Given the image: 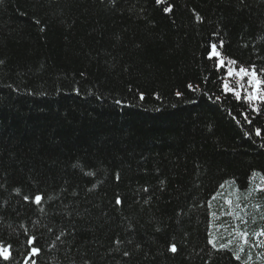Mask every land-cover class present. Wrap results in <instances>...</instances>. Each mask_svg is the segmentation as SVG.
Listing matches in <instances>:
<instances>
[{"label":"trees","instance_id":"16d2710c","mask_svg":"<svg viewBox=\"0 0 264 264\" xmlns=\"http://www.w3.org/2000/svg\"><path fill=\"white\" fill-rule=\"evenodd\" d=\"M211 44L264 80V0H0V264H264V102Z\"/></svg>","mask_w":264,"mask_h":264},{"label":"snow or ice","instance_id":"6c2138e0","mask_svg":"<svg viewBox=\"0 0 264 264\" xmlns=\"http://www.w3.org/2000/svg\"><path fill=\"white\" fill-rule=\"evenodd\" d=\"M157 2H162V0H157ZM165 11L170 12L171 7L165 8ZM200 17L197 16V20H199ZM222 46V42H221ZM211 51L209 53V58L215 57L217 60V66L219 68H224L226 69V77H239L241 81L244 80L245 77H247V84L241 83L238 85V88H232L230 87L229 80L227 78L224 79L223 81V91L225 93H232L236 99H241L243 98L245 102L249 103L250 107H252L253 111L259 112L260 109L253 104V101H258V102H264V91L261 90V85H264V80L259 79V75L255 70V66H252L250 69H246L243 66L239 67L238 69H234L232 65L236 64V61L234 60H225L224 58L221 57V53L217 50V45L216 44H211ZM190 89L193 88L192 85H188ZM248 88H251L252 91H248ZM242 91H243V97H242ZM177 95H180V93H177ZM141 99H143V94L140 96ZM219 99V98H217ZM244 118L248 123H251V120H249L247 113H244ZM257 135H261V130L260 129H255ZM223 187V185L221 186ZM19 191V189H17ZM25 200H28L29 197L25 196ZM44 199L43 194H36L32 200L35 204L39 205L41 204L42 200ZM117 204L121 203V200L117 198L116 200ZM228 203L231 205L232 201L229 200ZM237 235L243 236L245 238V242H247V233H237ZM257 235H264V229L260 231ZM35 237H32L29 239L28 243L32 244L35 241ZM211 243L215 244V241H210ZM222 248L228 247V245H221ZM40 251L39 248L33 247L31 249L30 255H35L38 254ZM170 251L176 252L177 251V246L175 244H172L170 246ZM0 256H3L4 259H8L10 257V252L8 248H5L3 246H0ZM237 259H239V256H237ZM27 264V261H26ZM32 264H35V261L32 262Z\"/></svg>","mask_w":264,"mask_h":264},{"label":"rangeland","instance_id":"374dc122","mask_svg":"<svg viewBox=\"0 0 264 264\" xmlns=\"http://www.w3.org/2000/svg\"><path fill=\"white\" fill-rule=\"evenodd\" d=\"M229 83H232V84H234V81L231 79V77L229 78ZM237 80H238V85H240L241 83H243V84H247V77H245L244 78V80L243 81H241L240 80V78L239 77H237ZM236 85H234V87H235ZM248 91H252V89L251 90H248Z\"/></svg>","mask_w":264,"mask_h":264},{"label":"bare ground","instance_id":"6f19581e","mask_svg":"<svg viewBox=\"0 0 264 264\" xmlns=\"http://www.w3.org/2000/svg\"><path fill=\"white\" fill-rule=\"evenodd\" d=\"M233 81H234V84H232V83H229L230 84V86H233L234 87V85H238V80H237V77H233V79H232ZM230 81V80H229ZM248 89H250L251 90V88H248Z\"/></svg>","mask_w":264,"mask_h":264}]
</instances>
